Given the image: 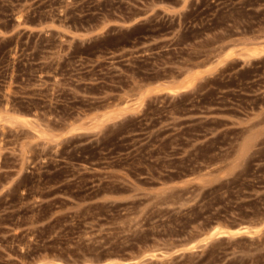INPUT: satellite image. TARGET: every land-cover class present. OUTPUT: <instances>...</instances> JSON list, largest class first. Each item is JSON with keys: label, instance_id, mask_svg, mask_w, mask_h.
Masks as SVG:
<instances>
[{"label": "rangeland", "instance_id": "374dc122", "mask_svg": "<svg viewBox=\"0 0 264 264\" xmlns=\"http://www.w3.org/2000/svg\"><path fill=\"white\" fill-rule=\"evenodd\" d=\"M0 116V264H264V0H0Z\"/></svg>", "mask_w": 264, "mask_h": 264}, {"label": "bare ground", "instance_id": "6f19581e", "mask_svg": "<svg viewBox=\"0 0 264 264\" xmlns=\"http://www.w3.org/2000/svg\"><path fill=\"white\" fill-rule=\"evenodd\" d=\"M4 120V121H8V120H5L4 118H2L1 116H0V120ZM15 119H16V121H26L23 117H15ZM248 140V139H247ZM248 148V141H244L243 143H242V145H241V152H244L246 149ZM216 233H221V232H216ZM216 233H214V234H216Z\"/></svg>", "mask_w": 264, "mask_h": 264}]
</instances>
